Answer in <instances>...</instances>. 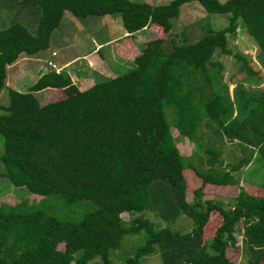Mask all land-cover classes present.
<instances>
[{
    "label": "trees",
    "instance_id": "trees-1",
    "mask_svg": "<svg viewBox=\"0 0 264 264\" xmlns=\"http://www.w3.org/2000/svg\"><path fill=\"white\" fill-rule=\"evenodd\" d=\"M191 2L207 15L225 16L226 25L206 29L193 42L182 32L179 44L170 39L169 50L162 39L149 40L131 69L82 91L53 71L22 92L5 87L6 68L42 53L64 13L118 17L126 34L149 25L167 34L179 8ZM2 11L36 21L34 34L18 21L0 28V91L6 88L7 96L0 106V177L33 195H57L66 203L88 200L94 208L77 220H61L38 209L0 206V264H139L151 255L160 264H235L226 252L235 248L236 227L245 264H264V184L257 187L259 195L240 193L228 204L198 200V188L188 201L182 174L189 167L203 181L230 186L236 184L231 172L248 164L240 159L228 171H217L213 144L201 145L202 127L264 162L261 71L227 48L243 30L264 71V0H0ZM215 53L240 62L238 75L228 79L230 93ZM197 80L208 88L205 97ZM48 85L62 87L67 96L41 104L32 92ZM166 112L177 133L208 156L207 173L179 155ZM214 216L220 222L203 241ZM125 235H141L144 242L114 263L109 252Z\"/></svg>",
    "mask_w": 264,
    "mask_h": 264
},
{
    "label": "rangeland",
    "instance_id": "rangeland-1",
    "mask_svg": "<svg viewBox=\"0 0 264 264\" xmlns=\"http://www.w3.org/2000/svg\"><path fill=\"white\" fill-rule=\"evenodd\" d=\"M136 3L148 2L150 4L165 3L167 0H131ZM219 2H224L226 0H217ZM24 11V10H23ZM25 12V11H24ZM65 17H70L73 21L69 22L66 18L62 19L56 30L52 31L48 45L45 50L42 51L43 54H49L51 49L56 48L55 37L56 33L59 31H64V39L73 41L72 47L66 53L62 49L61 53L65 54L66 57H71L73 55L82 54L87 52L90 47V42L92 38L95 40L107 39L110 34L114 31V22L117 23V27L120 26L119 18L113 16H88L83 19H78L69 16L66 13ZM12 18V11L0 12V28L6 27L13 21H18L23 24L27 29L28 33L34 34L35 32V21L34 16H22V17ZM113 19V20H112ZM68 22V23H66ZM226 25L225 16L219 15H207L203 12L202 8L196 3L191 2L182 5L179 8V14L176 19L171 20V29L167 34H164L160 28L156 26H149L146 30L140 31L136 37L139 40L148 42L152 39H162V47L166 50L171 48L170 39H173L175 44H179L182 40L181 33L184 32L187 42H193L197 40L206 29L210 28L213 31L220 30ZM76 42V43H75ZM134 45L140 48L141 45ZM227 48L231 53H239L246 58L248 65L254 70L261 71L262 80L264 82V71L257 63V49L253 40L242 30H237L235 37L229 39L227 42ZM213 59L217 60L222 66L220 70L221 82L227 84L228 92L230 93L232 85L228 84V79L238 75L237 68L240 62H236L232 56L222 55L221 53H215ZM106 60V59H105ZM107 61V60H106ZM108 62V61H107ZM84 63V62H83ZM133 65H124V67L119 68L115 75H120L129 69ZM114 75V76H115ZM107 80L97 77L94 79V83ZM202 93L204 97L208 95V88L204 81H199ZM93 83V84H94ZM8 84V86H7ZM14 81L6 76L5 87H14ZM252 86V85H251ZM7 104L6 88L0 91V106H5ZM166 119L169 123V132L175 143L179 155L191 162L192 167L196 168L201 173H207L210 166L207 165L208 156L201 152H198L190 141L183 138L177 133V131L171 125V117L166 112ZM203 131V136L200 138L201 145L209 144L211 148L213 144L214 152H216L215 165L217 171L226 172L228 171V165L236 164L240 159H246L248 164H244L237 172H231V176L236 180L235 185H222L213 183L210 181H203L202 179L196 177L191 168L185 167L182 170L184 181L186 183V198L189 201L191 198V193L194 189H199V199L202 200H220L223 203L228 204L234 196L243 193L247 196L255 197L260 194V185L264 184V162L256 155L249 156L246 150H243L242 146L235 142H228L224 138L219 136H214L208 132V129L204 127L201 128ZM213 142V143H212ZM216 149V150H215ZM2 152V138L0 136V154ZM251 157L253 158L251 160ZM251 161V162H250ZM219 163V164H217ZM3 172V166L0 163V173ZM243 179H246L245 182ZM255 186H250V184ZM0 206L5 208H20V209H38L42 210L45 214L54 216L61 220H77L84 213L91 211L94 205L88 200H80L72 203L64 202L57 195H48L46 197H41L38 195H33L28 193L25 189L20 187H15L10 184L6 179L0 177ZM125 217V215H123ZM220 220L218 216H214L212 219V226L203 235V241H207L212 235L214 229L218 226ZM179 227V226H177ZM234 235L236 237V244L234 249H228L226 256L228 259L235 264H245L247 255L242 248V240L238 227L235 228ZM144 239L141 235H125L123 236L119 247L115 250L109 252V259L112 262H121L125 258L133 255L135 249L142 245ZM139 264H160V259L156 255H151L144 257L140 260Z\"/></svg>",
    "mask_w": 264,
    "mask_h": 264
},
{
    "label": "crops",
    "instance_id": "crops-1",
    "mask_svg": "<svg viewBox=\"0 0 264 264\" xmlns=\"http://www.w3.org/2000/svg\"><path fill=\"white\" fill-rule=\"evenodd\" d=\"M65 15L66 13L63 14L59 24L64 18L67 21L69 20V22L73 21L70 17H65ZM112 22H114V31L109 35V38H104L100 41L92 38L87 52L71 57H66L61 51L64 49L63 51L66 53L73 49V41L64 39V31H59L55 37L58 46L51 49L49 54L38 53L30 57H21L6 68V76L9 77L12 83L14 81L15 85L10 88L17 92H22L28 87L34 86L41 76L53 71L47 63L52 64L54 69L67 75L70 80V86L77 91H82L92 86L95 82L94 79L97 77L111 79L117 76L114 73L119 68L124 67V65L130 66L133 59L139 55V51L144 47L146 41L139 40L136 37L140 31L126 34L120 26H116L115 20ZM149 26L152 27L153 25ZM135 42L137 45H141L140 48L134 45ZM32 93L41 104L58 101L67 96L62 87L50 85L43 86Z\"/></svg>",
    "mask_w": 264,
    "mask_h": 264
},
{
    "label": "built area",
    "instance_id": "built-area-1",
    "mask_svg": "<svg viewBox=\"0 0 264 264\" xmlns=\"http://www.w3.org/2000/svg\"><path fill=\"white\" fill-rule=\"evenodd\" d=\"M47 65L53 70L54 73H56V74L59 73V70L54 69V66L52 64L47 63Z\"/></svg>",
    "mask_w": 264,
    "mask_h": 264
}]
</instances>
